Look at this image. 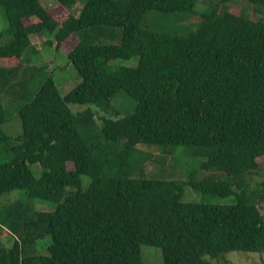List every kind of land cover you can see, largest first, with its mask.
<instances>
[{
  "label": "trees",
  "instance_id": "16d2710c",
  "mask_svg": "<svg viewBox=\"0 0 264 264\" xmlns=\"http://www.w3.org/2000/svg\"><path fill=\"white\" fill-rule=\"evenodd\" d=\"M231 1L219 0L194 30L176 35L141 26L143 15L194 13L196 0H86L78 14L67 11L76 0L50 8L0 0L7 21L0 39L11 36L0 43V197L21 192L0 200V230L11 238H0V264H145L143 244L160 249L161 264L264 253V181L247 180L264 165V20ZM115 28L117 43H94ZM44 33H54L45 43L64 47L80 77L64 95L49 74L29 90L31 36ZM131 58L135 65L108 66ZM120 91L134 101L123 116L114 103ZM8 101L18 103L17 135L2 128ZM138 145L181 146L200 158V170L223 178L146 176ZM185 187L234 201H190ZM32 199L53 207L36 210Z\"/></svg>",
  "mask_w": 264,
  "mask_h": 264
},
{
  "label": "rangeland",
  "instance_id": "374dc122",
  "mask_svg": "<svg viewBox=\"0 0 264 264\" xmlns=\"http://www.w3.org/2000/svg\"><path fill=\"white\" fill-rule=\"evenodd\" d=\"M86 0H76L75 3L67 7L69 13L78 14L80 8ZM219 0H196L194 13L188 12H159L156 10H147L143 15L141 26L153 31L167 32L176 35H185L188 32L194 30L197 24L201 21L199 14L202 11L207 10ZM229 5H233L238 8H242L245 13L253 19L264 20V6L251 4L246 0H234L227 2ZM44 4L47 7H55L58 5L56 0H44ZM7 28V21L2 9L0 8V30ZM115 36H99L93 39L94 43L106 44L117 43L119 40V31L113 29ZM54 33H44L42 35H36L31 37V43L37 48L35 55H31L29 62L25 63L27 67H35L34 84L29 85L31 93H35L38 89V85L45 78L46 75H51L55 81V84L60 92L64 95L71 89H73L80 82L75 67L68 58V51L64 47L56 48L54 44L47 45L46 39H52ZM10 35H4L0 39V43L4 44L9 41ZM73 38L78 39L76 35ZM74 39L72 40V42ZM137 62L136 58L131 59H115L108 63L109 67H116L120 65L132 66ZM43 67L41 70L38 69ZM115 108L119 111L118 116H123L126 112L130 111L134 107V101L124 91H120L117 98L114 100ZM90 104L73 105L70 107L73 111H81ZM6 122L2 125L4 131L10 135H17L21 132L20 119L17 115L18 103L14 101H8L3 103ZM98 112L102 113L101 109L92 107ZM108 115V114H106ZM98 114L95 115L97 120ZM97 131L96 127L91 128L90 132ZM173 151L165 152L163 147L160 146H146L138 145L137 150L142 156L146 157L144 162V171L146 176L156 175V178L167 179H183L186 180L190 175L194 178H201L203 176L212 174L216 179L223 178V174L215 171L205 172L200 170L199 162L200 158L186 155L184 148L181 146L173 147ZM36 175L39 173V168L33 167ZM83 187L88 185L89 177L86 175L81 176ZM247 180L253 185L256 181H264V165L258 174L248 176ZM21 192L18 190L12 191L8 194H4L0 197L2 205H5L9 200L15 199ZM185 198L190 201H203L214 204H230L234 201V196H210L202 193L194 192L190 187L184 188ZM32 206L36 210L50 209L53 204L47 201H40L32 199ZM260 212L264 215V208H259ZM0 238L9 244L11 242L10 236L5 229L0 230ZM39 246L40 253H45V248ZM141 257L145 264H161L163 261L162 254L159 248L151 245H141ZM209 260L212 264H264V253L232 250L225 252L219 257H210L208 254L203 256Z\"/></svg>",
  "mask_w": 264,
  "mask_h": 264
},
{
  "label": "crops",
  "instance_id": "0c3cea01",
  "mask_svg": "<svg viewBox=\"0 0 264 264\" xmlns=\"http://www.w3.org/2000/svg\"><path fill=\"white\" fill-rule=\"evenodd\" d=\"M32 36H36V35H32ZM32 36H31V37H32Z\"/></svg>",
  "mask_w": 264,
  "mask_h": 264
}]
</instances>
